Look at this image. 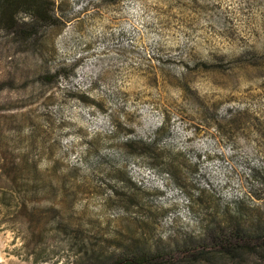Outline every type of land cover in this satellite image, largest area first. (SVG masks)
Instances as JSON below:
<instances>
[{"label":"rangeland","instance_id":"obj_1","mask_svg":"<svg viewBox=\"0 0 264 264\" xmlns=\"http://www.w3.org/2000/svg\"><path fill=\"white\" fill-rule=\"evenodd\" d=\"M52 1L38 35L0 29V264H72L81 235L133 218L162 239L198 232L202 189L264 211V0ZM12 160L24 178L1 171Z\"/></svg>","mask_w":264,"mask_h":264},{"label":"trees","instance_id":"obj_2","mask_svg":"<svg viewBox=\"0 0 264 264\" xmlns=\"http://www.w3.org/2000/svg\"><path fill=\"white\" fill-rule=\"evenodd\" d=\"M18 13H27L31 19L23 24L17 23ZM54 13L52 0H0V29L27 39L38 35L40 29L50 23ZM39 49L40 46H34V53L42 54ZM32 78L37 80L42 78L49 82L53 76H40L33 72ZM228 114H230L229 111ZM211 116L215 122H217L216 119H224V123H227L225 118L234 120L232 115L221 117L216 110H213ZM217 125L220 129H225L219 122ZM154 145H156L155 139L151 142L129 139L121 143V146H130L138 151L149 149L148 147ZM126 151L128 152L129 149L124 150ZM32 168L34 169L32 173H35L37 169L34 161ZM165 169L175 183H180L179 167L174 166L173 163H167ZM1 171L9 175L12 181L13 177H25L21 166H18L15 160L5 164L2 162ZM259 175L264 185V173ZM33 179L35 180V177ZM20 183L22 181L18 182V185ZM37 187L34 181L32 189L35 191ZM19 189L22 195L20 201L22 206H25L27 196L22 194L23 184ZM199 191L200 193L193 199V202L196 201L200 207L197 212L201 218L198 232L189 226L186 230L177 228L172 234L162 239L161 236L155 235L152 224H143L140 218H133L127 225L126 232H118L111 238L100 239L96 236L95 238L101 243L90 242L87 245L81 235L77 242L81 249L78 255L74 254L71 257L74 262L70 261L72 264L77 263L76 261L79 264H227L228 260H234L233 264H238L244 259V255L252 253L258 260L251 264H262V260L264 261V211L240 200L230 204L220 195L215 196L213 192L207 193L204 189ZM120 194L131 195L127 187L120 190ZM131 199L134 201L119 204L128 209L130 206L135 208L141 206L137 198ZM24 209L23 207L22 210ZM64 228L69 233L74 232L75 235L80 232L78 227L73 229L67 224ZM186 242L188 245L194 242L196 246H187Z\"/></svg>","mask_w":264,"mask_h":264}]
</instances>
